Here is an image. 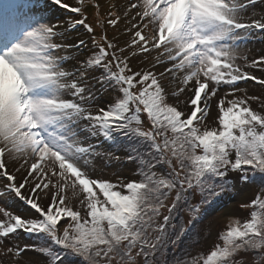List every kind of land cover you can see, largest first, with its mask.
Segmentation results:
<instances>
[{
  "label": "snow or ice",
  "instance_id": "6c2138e0",
  "mask_svg": "<svg viewBox=\"0 0 264 264\" xmlns=\"http://www.w3.org/2000/svg\"><path fill=\"white\" fill-rule=\"evenodd\" d=\"M259 2L22 6L74 14L57 21L0 6V199L33 210L0 207V250L33 253L26 264H245L241 253L264 264V94L241 86L264 89V76L248 71L264 72V54L250 59L246 45L264 34V16L245 15ZM118 140L123 157L101 148ZM121 159L138 179L97 174ZM258 178L240 205L248 219H230L206 253L176 254L208 208ZM181 210L189 219L177 227ZM21 233L40 243L21 246Z\"/></svg>",
  "mask_w": 264,
  "mask_h": 264
},
{
  "label": "rangeland",
  "instance_id": "374dc122",
  "mask_svg": "<svg viewBox=\"0 0 264 264\" xmlns=\"http://www.w3.org/2000/svg\"><path fill=\"white\" fill-rule=\"evenodd\" d=\"M70 5H77L79 4L80 0H65ZM105 3L111 4L116 3L117 5H127L128 0H105ZM262 3H256L252 6H250L247 11L245 12L246 16H250L253 12H255V18H260L261 16H264V5L262 8ZM44 9V8H43ZM104 9H102V12ZM37 15H43L47 18H51L53 21L57 20H64L66 19V11H62L58 6H51L47 8L44 12L37 13ZM125 25L124 23H121L119 25L118 29L110 28L108 30L109 37L113 36L116 32L119 30L124 29ZM78 33L72 32L69 36V41H74L77 37ZM254 38L249 39L246 42L247 48L249 51V58H255L258 57L261 54H264V34L263 35H256L253 34ZM127 39V36H122L121 40ZM156 56V52H153L151 56L145 58L140 57L137 59H133L132 64L135 65L137 68L144 67L146 64L144 63L145 59L147 61H152L153 58ZM162 68H157V71H162ZM253 75L257 77L264 76V72H262L259 68L257 69H248ZM175 85H173L174 87ZM242 87H247L249 94L254 95H262L264 94V89H261V87L257 84H255L254 81H249L246 85L241 84ZM224 89L221 90L220 94H223ZM111 93L105 94V96L102 99H110ZM181 99H184V97H181ZM252 107L254 110L261 111L262 109L258 106L257 103H253ZM101 148L103 150L106 149L105 144L101 145ZM123 148L119 149L122 151ZM135 164L127 163L122 160L119 162H113L108 167L103 168L98 172L97 174H102L105 179L112 178L113 173L120 172L123 176L127 177L128 179H138L137 176L133 175L135 171ZM12 170L11 168L9 169ZM3 185V179H0V186ZM261 187V182L258 178L257 183L255 184H246L242 187H239L237 191L230 193L226 195L224 199V204L222 206H216L212 210V213L210 216L206 217L199 225H196L194 228V232L190 236V238H185L183 242H181L177 248L175 249L176 254L181 255L182 258H185V253L188 254V258L195 256L198 252H204L206 253L209 248L217 242V233L223 231L226 229V227L229 224L230 219H238L240 222L247 219L248 211L250 209L247 208H241L240 205L243 203H247L255 198V195L259 192ZM3 189L0 188V191ZM67 196L70 200L74 201V198L71 196V191L67 193ZM195 201V200H194ZM194 201H192L194 203ZM44 205H47L49 203V200L42 201ZM74 203L78 204V201H74ZM0 207H5L7 210L12 211L15 214H21L30 216L33 210H30L25 206L22 202L13 199V198H7V199H0ZM84 213L82 212V216ZM179 219L173 221L178 227L184 223H187V220L189 219V215L186 211L181 210L179 212ZM63 224V221L61 222ZM211 228V234H209L208 229ZM62 230V229H61ZM21 246L24 244H38L34 240H28L26 237L23 236V234H20L18 237ZM200 240L199 243H197V240ZM33 253L28 252L25 253L21 257H15L6 255L3 250H0V264H26V259L30 256H32ZM241 256L244 257L245 264H256V257L252 253H241ZM169 261L173 258V250L169 249L168 257Z\"/></svg>",
  "mask_w": 264,
  "mask_h": 264
},
{
  "label": "trees",
  "instance_id": "16d2710c",
  "mask_svg": "<svg viewBox=\"0 0 264 264\" xmlns=\"http://www.w3.org/2000/svg\"><path fill=\"white\" fill-rule=\"evenodd\" d=\"M132 67H133V68H137V67H136L135 65H133V64H132ZM195 202H196V201H194V203H195ZM177 218H178V215H175V219H174V221H175Z\"/></svg>",
  "mask_w": 264,
  "mask_h": 264
}]
</instances>
